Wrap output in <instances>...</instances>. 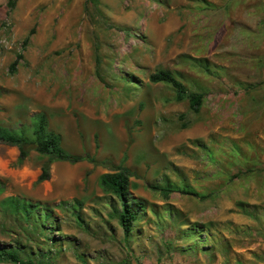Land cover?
Segmentation results:
<instances>
[{
  "label": "rangeland",
  "instance_id": "rangeland-1",
  "mask_svg": "<svg viewBox=\"0 0 264 264\" xmlns=\"http://www.w3.org/2000/svg\"><path fill=\"white\" fill-rule=\"evenodd\" d=\"M8 2L0 125L45 111L70 153H127L145 206L126 238L119 200L99 186L108 168L52 164L39 183L48 157L32 150L19 165L18 147L0 142V245L43 264H264V0ZM159 69L204 93L199 112L150 81ZM9 196L50 208L26 218ZM73 198L83 206H58Z\"/></svg>",
  "mask_w": 264,
  "mask_h": 264
},
{
  "label": "trees",
  "instance_id": "trees-1",
  "mask_svg": "<svg viewBox=\"0 0 264 264\" xmlns=\"http://www.w3.org/2000/svg\"><path fill=\"white\" fill-rule=\"evenodd\" d=\"M18 0H9L8 5L13 9ZM35 33V27L31 29L29 35L23 41V48L26 49L31 41V36ZM24 54L21 51L17 58L10 65V71L14 73L20 60ZM149 79L152 83H167L176 90V100H188L190 109L194 112H199L203 101L204 93L191 92L186 85L179 80L176 75L168 69H159L150 74ZM4 91L0 88V98ZM33 124L18 128H10L0 125V142L16 146L19 149L18 164L21 165L29 157L32 150L37 151L41 155H45L48 159L42 165V171L37 182H43L51 177V165L55 161H67L72 164L81 161H88L95 166L102 165L110 171L103 173L99 177V186L104 192L114 195L120 202V208L117 209V217L123 228L124 235L129 238L133 232L134 224L140 217L141 211L145 206V201L142 198L132 197L131 178L136 174L127 165V153H124L122 160L119 163H114L112 160H99L95 155L91 154H73L70 153L62 145V136L50 128L49 118L45 111H39L33 114ZM186 126V124L184 125ZM129 144L133 142L132 133H130ZM97 148H99L98 135H96ZM154 190L162 191L166 196L169 195L170 189L160 188L158 186L151 187ZM4 183L0 180V195L4 192ZM189 193V192H187ZM6 199L14 202L13 209L24 213L26 218H30L34 212L38 210H49L50 206L40 201H33L28 198L19 196H9ZM58 206L69 207L74 210L83 206V201L79 198L72 200H63ZM49 213H46L47 217ZM0 262L12 264H43L37 262L33 258L23 257L19 248L5 247L0 245Z\"/></svg>",
  "mask_w": 264,
  "mask_h": 264
},
{
  "label": "crops",
  "instance_id": "crops-1",
  "mask_svg": "<svg viewBox=\"0 0 264 264\" xmlns=\"http://www.w3.org/2000/svg\"><path fill=\"white\" fill-rule=\"evenodd\" d=\"M82 162H85V161H81V163ZM80 163V162H79ZM77 164V163H76ZM53 165H57L56 167H58V166H65V167H68L69 165H71V163L70 162H67V161H55L54 163H53ZM41 171H42V169H41ZM41 174V173H40Z\"/></svg>",
  "mask_w": 264,
  "mask_h": 264
}]
</instances>
